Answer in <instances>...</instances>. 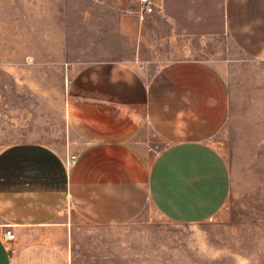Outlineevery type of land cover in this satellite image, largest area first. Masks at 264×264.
Returning <instances> with one entry per match:
<instances>
[{
	"label": "crops",
	"instance_id": "0c3cea01",
	"mask_svg": "<svg viewBox=\"0 0 264 264\" xmlns=\"http://www.w3.org/2000/svg\"><path fill=\"white\" fill-rule=\"evenodd\" d=\"M91 1L111 52L67 65L66 141L0 150V264H73L74 220L119 225L147 208L208 220L227 198L220 65L233 51L264 63V0H152L142 19L136 0ZM215 37L223 56L209 60Z\"/></svg>",
	"mask_w": 264,
	"mask_h": 264
},
{
	"label": "rangeland",
	"instance_id": "374dc122",
	"mask_svg": "<svg viewBox=\"0 0 264 264\" xmlns=\"http://www.w3.org/2000/svg\"><path fill=\"white\" fill-rule=\"evenodd\" d=\"M98 9L91 0H0V150L66 141L67 65L111 52ZM221 44L209 38V60L221 59ZM228 57L229 112L212 138L230 179L221 209L208 220L153 208L119 225L74 220L73 264H264V63Z\"/></svg>",
	"mask_w": 264,
	"mask_h": 264
},
{
	"label": "built area",
	"instance_id": "2783aa9c",
	"mask_svg": "<svg viewBox=\"0 0 264 264\" xmlns=\"http://www.w3.org/2000/svg\"><path fill=\"white\" fill-rule=\"evenodd\" d=\"M137 6L135 9V14L142 19L145 16H150L155 13V10L157 9L156 5L152 0H136ZM76 156H65L64 158V167L65 170L69 169L71 166L74 165L76 162ZM5 239L8 241H11L14 239V234L12 233L11 227H5L4 232Z\"/></svg>",
	"mask_w": 264,
	"mask_h": 264
}]
</instances>
